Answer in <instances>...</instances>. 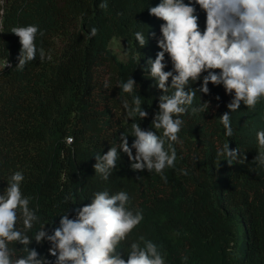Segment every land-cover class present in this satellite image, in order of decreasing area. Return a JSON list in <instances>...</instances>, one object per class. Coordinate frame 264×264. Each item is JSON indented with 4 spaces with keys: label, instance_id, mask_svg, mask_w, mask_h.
<instances>
[{
    "label": "trees",
    "instance_id": "1",
    "mask_svg": "<svg viewBox=\"0 0 264 264\" xmlns=\"http://www.w3.org/2000/svg\"><path fill=\"white\" fill-rule=\"evenodd\" d=\"M100 2L5 3L0 27V191L12 172L22 171V189L33 197L32 207L39 205L41 223L54 220L58 225L59 215L68 209L71 218L73 209L89 203L95 192L123 190L132 199L131 207L144 215L128 243L141 235L153 240L167 253L166 264H264V168L252 163L258 154L256 133L264 130V100L254 111L241 103L231 113L234 134L227 137L219 116L229 111L232 96L222 85L209 83L210 94H201L202 101L211 102L209 109L183 116V143L175 145V169L164 170L167 183L155 172H133L122 152L107 181L95 173V154L118 147L121 133L129 136V145L134 140L133 121L123 107L125 100L131 104V96L118 83L130 76L137 82L148 117H137L136 122L145 130L151 127L162 94L146 72L148 58L154 60L160 51L157 40L163 23L148 9L160 0H107V9H101ZM197 12L203 30L205 13L199 6ZM29 24L43 31L36 45L46 53L50 50L53 58L41 62L37 57L18 71L21 45L10 31ZM93 26L98 35L88 39ZM136 31L146 36L143 48L135 41ZM114 40L121 42L125 59L112 50ZM6 59L11 67L4 69ZM166 63L165 71L171 70L167 56ZM199 97L197 93V104ZM67 136L75 137L70 146ZM226 142L230 149H240L238 158L246 159L231 166L218 159L216 152ZM180 169L188 175H181ZM69 194L72 200L65 203ZM45 227L51 231L53 225ZM31 247L47 255L49 244L33 242Z\"/></svg>",
    "mask_w": 264,
    "mask_h": 264
},
{
    "label": "clouds",
    "instance_id": "2",
    "mask_svg": "<svg viewBox=\"0 0 264 264\" xmlns=\"http://www.w3.org/2000/svg\"><path fill=\"white\" fill-rule=\"evenodd\" d=\"M197 6L205 13L203 30ZM99 7L107 9V0H101ZM148 12L163 21L157 40L160 51L154 60L148 58L146 69L162 93L158 111L153 115L151 127L143 129L136 118L144 120L148 112L142 108V96L136 92L137 82L130 76L118 83V88L131 96V104L125 100L123 107L126 118L133 121L134 140L129 145V136L121 133L118 147L111 146L103 155H94V171L105 181L117 168L122 152L133 172H155L167 183L164 170L175 169L178 159L175 145L183 143L179 136L185 124L183 116L209 109L211 102L202 101L201 97L210 94L209 83L222 85L225 93L232 96L227 104L229 111L219 116L227 137L234 134L231 113L238 111L241 103L254 111L264 100V0H187V3L160 0ZM10 32L19 38L21 45L15 66L18 71H23L37 57L41 62L52 60L50 50L46 53L36 45L37 36L44 35L38 25L14 26ZM98 32V28L91 27L87 38H94ZM134 37L140 48L146 46L143 32L136 31ZM166 56L172 66L168 71H165ZM3 67H11L7 59ZM201 79L200 87H193ZM103 87H110L108 80ZM256 141L258 154L252 163L264 168V130L257 131ZM65 142L70 146L75 137L67 136ZM239 154L240 149H230L228 142L216 152L217 158H223L230 166L246 159L238 158ZM180 174L188 175V171L180 169ZM24 180L22 171H14L0 191V264H166L167 253L153 240L141 235L128 243L144 220L142 210L131 207L128 192L97 191L89 203L73 209L75 215L71 218L68 209L59 215V223L55 225L54 220L41 223L37 214L39 205L32 207L33 197L25 195L22 189ZM71 200V194L64 197L65 203ZM50 224L51 231L45 227ZM37 225L38 230L30 235ZM45 241L49 244L47 255L31 247L33 242L40 245ZM17 244L21 247L17 248Z\"/></svg>",
    "mask_w": 264,
    "mask_h": 264
},
{
    "label": "rangeland",
    "instance_id": "3",
    "mask_svg": "<svg viewBox=\"0 0 264 264\" xmlns=\"http://www.w3.org/2000/svg\"><path fill=\"white\" fill-rule=\"evenodd\" d=\"M112 50L116 52L121 59H125L122 47H121V42L118 40H114L112 43Z\"/></svg>",
    "mask_w": 264,
    "mask_h": 264
},
{
    "label": "built area",
    "instance_id": "4",
    "mask_svg": "<svg viewBox=\"0 0 264 264\" xmlns=\"http://www.w3.org/2000/svg\"><path fill=\"white\" fill-rule=\"evenodd\" d=\"M7 2V0H0V27L2 25V15L4 13V5Z\"/></svg>",
    "mask_w": 264,
    "mask_h": 264
}]
</instances>
